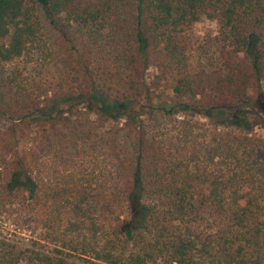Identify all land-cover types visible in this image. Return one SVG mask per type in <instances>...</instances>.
I'll list each match as a JSON object with an SVG mask.
<instances>
[{
    "label": "trees",
    "instance_id": "1",
    "mask_svg": "<svg viewBox=\"0 0 264 264\" xmlns=\"http://www.w3.org/2000/svg\"><path fill=\"white\" fill-rule=\"evenodd\" d=\"M263 83L264 0H0V264H264Z\"/></svg>",
    "mask_w": 264,
    "mask_h": 264
},
{
    "label": "rangeland",
    "instance_id": "2",
    "mask_svg": "<svg viewBox=\"0 0 264 264\" xmlns=\"http://www.w3.org/2000/svg\"><path fill=\"white\" fill-rule=\"evenodd\" d=\"M216 30V24L205 17H202L197 23L194 24L193 28L186 38V42L188 43V51L189 53L191 52L192 57L195 58L197 56V54L194 52L196 51V47H198L199 43L207 36L214 35L216 33ZM148 79L154 92L158 93V95L161 96V101L169 104H173L175 102V95L171 92V88L174 86V83L171 82V80H161L151 70L149 71ZM115 88L117 89L118 86L116 85ZM262 94L264 96V83L262 87ZM260 115H263V113H260ZM215 121L223 122L224 116L215 117ZM209 128L212 129L213 127L210 126ZM252 129L254 130L256 136L264 138L263 128H256L253 126ZM237 132L239 133V131Z\"/></svg>",
    "mask_w": 264,
    "mask_h": 264
}]
</instances>
